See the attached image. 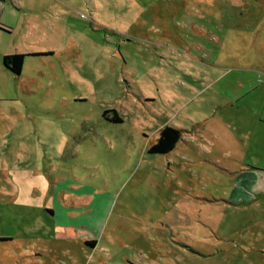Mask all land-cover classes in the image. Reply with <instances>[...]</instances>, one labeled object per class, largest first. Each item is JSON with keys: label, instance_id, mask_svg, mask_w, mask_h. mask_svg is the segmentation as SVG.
Segmentation results:
<instances>
[{"label": "rangeland", "instance_id": "374dc122", "mask_svg": "<svg viewBox=\"0 0 264 264\" xmlns=\"http://www.w3.org/2000/svg\"><path fill=\"white\" fill-rule=\"evenodd\" d=\"M190 1L24 0L56 53L21 76L0 57V264H264V193L225 196L241 162L264 170V0ZM166 125L182 140L149 152ZM62 222L87 242L47 246Z\"/></svg>", "mask_w": 264, "mask_h": 264}, {"label": "crops", "instance_id": "0c3cea01", "mask_svg": "<svg viewBox=\"0 0 264 264\" xmlns=\"http://www.w3.org/2000/svg\"><path fill=\"white\" fill-rule=\"evenodd\" d=\"M204 2V0H199ZM10 4H12L10 6ZM191 4L190 0H185V2L183 3V5H185V10H187V12L189 13L191 8L189 5ZM34 7V6H33ZM17 9V10H16ZM208 11L209 9L205 8V7H200L196 8V10L201 11ZM19 10V11H18ZM33 8H31V6H29L27 3L24 2V0H2V2L0 3V22L5 26V28L0 27V32H5V33H9L10 35H12L13 33H15V30L18 29L19 30V36L17 39V42H13V44H9L7 46H2L0 47V57H1V71L4 70L6 73L8 72L9 74H11V76L14 74L10 69H8L3 62L4 56L8 55V54H16V53H23L26 54V57L24 59V64H23V68H22V72L21 74L17 75V76H21L23 74H25L28 71V64L29 62H31L32 60H38L40 58H44L47 56H51L53 54L56 53V51L52 48H41L39 46H37L34 43V39L38 36H36V34H40L41 32L38 31V24H37V19L36 17H34L32 15V11ZM9 12H12V15H14L16 18H19L18 22V27L13 28V23L8 19L7 14ZM185 26V25H184ZM169 27H173V25L170 24H165V30L168 32L171 30L169 29ZM186 29L190 32L191 35H194V38H202V39H208L211 36V32H210V28L207 27V25L205 26H194V27H186ZM41 35V34H40ZM213 35V34H212ZM34 36H36L35 38H33ZM15 43V44H14ZM193 44V43H192ZM3 68V69H2ZM34 70H36V68L34 67ZM16 75V74H14ZM250 89V88H249ZM177 127V126H176ZM179 128V127H178ZM232 137H242L240 135H233ZM248 137H252L250 135H248ZM186 138V137H185ZM158 139V138H157ZM156 139V141H157ZM237 142L241 143L243 148H250V142L248 141V145H243L242 141L235 138ZM182 139H180L181 141ZM155 141V142H156ZM180 141L176 144V146L180 143ZM175 146V148H176ZM174 148V149H175ZM173 149V150H174ZM255 165H259V164H255ZM240 168L239 170H235V171H231L229 173L233 174L234 176H236L233 180V186L231 187V189L228 191V194L225 195L228 197L229 202H231V204L235 205V206H250L253 203L257 202L256 200H259L258 198L260 197L261 194L264 193V175L261 176L260 174H258L257 172L261 171L264 172L263 169H260L258 167H255L254 164H252L251 162H241L240 163ZM237 169V168H235ZM48 188H44V190L46 191ZM58 189V188H57ZM64 192V191H63ZM62 192V189H58V195L61 197L64 205L66 207H76L79 206L80 208L83 207L85 208L86 206L89 205V200L87 198V194H82L80 197H77L76 199H72V197L69 196V194H65ZM81 205V206H80ZM82 208V210H83ZM46 211H49L52 215H56V209L54 208V206H46ZM85 213L86 210H83ZM79 213H81L80 211H77ZM70 216H74L73 218L75 219V216H77L76 213L74 212H69ZM70 219H72L71 217H69ZM82 221V220H81ZM74 223V221H73ZM73 223H69V222H62L61 224H56L54 226V228L48 233L50 236V239L53 240L50 242L47 241L46 244L47 246L49 245L50 247H53V245L59 241L58 239H55V234H59L57 232V230L61 231V235H63V238H79L81 239V244L84 242H87V237L84 235L82 238L81 236H79V232L77 233L76 226H80L82 224L79 223V225L77 224H73ZM83 223L87 224V219H83ZM75 226V227H73ZM83 226V225H82ZM43 232L39 233V235L37 234L35 236V238L32 236L30 237V239H27V245L28 248L30 249V252L28 253L29 255H32V250L36 249L39 250L42 246L40 245V239L42 238L40 235H42ZM52 233V234H50ZM33 235V233H32ZM59 237V236H58ZM6 239H11L12 237H5ZM14 238V237H13ZM12 238V239H13ZM39 253H36V256L32 257L29 259L30 263L39 262ZM28 257V256H27ZM27 262V261H26Z\"/></svg>", "mask_w": 264, "mask_h": 264}, {"label": "trees", "instance_id": "16d2710c", "mask_svg": "<svg viewBox=\"0 0 264 264\" xmlns=\"http://www.w3.org/2000/svg\"><path fill=\"white\" fill-rule=\"evenodd\" d=\"M26 54L16 53L4 56V65L10 69L14 74L19 75L22 72L24 59ZM115 122H120L122 119L116 116L113 119ZM183 129L174 125H166L160 130L157 141L149 148L151 153H167L172 151L176 144L180 141L183 135Z\"/></svg>", "mask_w": 264, "mask_h": 264}, {"label": "built area", "instance_id": "2783aa9c", "mask_svg": "<svg viewBox=\"0 0 264 264\" xmlns=\"http://www.w3.org/2000/svg\"><path fill=\"white\" fill-rule=\"evenodd\" d=\"M2 2V0H0V3ZM0 27L5 28V26L0 22Z\"/></svg>", "mask_w": 264, "mask_h": 264}, {"label": "flooded vegetation", "instance_id": "af4514ba", "mask_svg": "<svg viewBox=\"0 0 264 264\" xmlns=\"http://www.w3.org/2000/svg\"><path fill=\"white\" fill-rule=\"evenodd\" d=\"M183 136V135H182Z\"/></svg>", "mask_w": 264, "mask_h": 264}]
</instances>
